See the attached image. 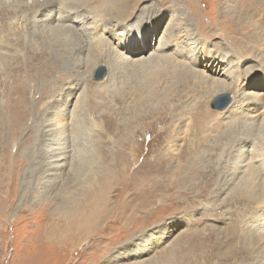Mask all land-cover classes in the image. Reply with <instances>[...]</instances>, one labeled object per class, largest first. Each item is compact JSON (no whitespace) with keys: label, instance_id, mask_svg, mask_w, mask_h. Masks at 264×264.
<instances>
[{"label":"rangeland","instance_id":"1","mask_svg":"<svg viewBox=\"0 0 264 264\" xmlns=\"http://www.w3.org/2000/svg\"><path fill=\"white\" fill-rule=\"evenodd\" d=\"M20 1L0 0V9L15 10ZM115 2L125 9L127 17L119 16L122 22L113 21L111 10ZM88 8L89 5L86 6L88 11L81 12L77 18L63 16L62 9L58 14L49 13V21L53 24L46 27L48 23L43 25V15L27 21L25 11L20 9L13 16L0 13L1 39L4 37L2 30L10 31L15 25L24 32L54 31L62 26L59 21L63 17H68L65 28L73 25L86 38H94L98 31L94 25L97 22L95 15H89L90 11L95 12L93 8L109 20L99 22L98 30L107 27L104 32H110L106 35L108 47L105 46L101 53L88 47L76 55L73 61L76 70L69 77L64 73L67 65L63 63L60 70L57 67L49 75L28 78L26 84L29 87L14 74L9 86L11 92L0 94V168L9 166L8 180L0 181V264H174L164 263L161 260L163 254L177 250L182 255L188 253V248H197L195 264H264V201L258 199L263 194H258L260 190L257 189L244 198L249 192L241 181L243 178L247 183L248 170L237 180L238 174L232 169L243 156L252 159L254 152L258 155L259 148L256 150L255 147H264V142L259 141L254 146L239 139L228 145L229 136L225 135L228 130L234 136V132L245 125L243 122L253 121L256 112L263 111L264 115V0H93L89 8L92 10ZM148 8L151 10L146 13ZM151 23L157 26V32L154 28L150 30ZM176 23L187 26L192 33L190 53L180 50L177 41L173 47L171 45V50L158 51L165 31L172 32ZM113 24L118 27L114 28ZM130 33L136 37L133 41H127ZM7 37L4 39L6 44L15 41L14 36ZM119 44L125 49H118ZM50 52L54 50L50 49ZM0 53L10 52L7 47H0ZM24 53L27 50H19L17 64L23 68L26 65ZM218 54H224L232 61L231 68L234 67L237 74L239 89L206 100L198 93V88L195 90L194 82L189 86L185 83L187 79L183 74L186 70L181 64L195 63L201 76L210 75L208 66ZM115 60L118 65H113ZM0 67H4L3 72L0 71V92H3L10 73L5 66ZM102 67L106 68L107 76L97 81ZM258 73L261 76L249 80ZM49 82L52 85L56 82L57 89L44 96ZM259 88L263 90L259 91ZM255 94L261 98L256 100ZM224 96L231 97L228 106L237 99L240 112L225 115L228 106L221 112L213 109L217 100ZM55 101H60L55 105L58 107L48 112L43 110L44 104L50 107ZM203 103L208 113L207 129L200 135L196 131L195 113L201 111ZM195 105L199 106L194 108ZM17 122H20L21 130L18 137H13ZM57 122L59 127H56ZM40 128L44 130L43 140L38 132ZM57 128H62L67 138L62 168L50 161L49 145L53 144L51 139L58 131L52 130ZM219 134L223 136L218 149L213 152L210 146L220 138ZM203 136L205 144L197 148V138ZM127 140L134 143L133 153L126 147ZM194 147L198 151L196 155L203 157L198 166L203 167V163L211 160V166L220 172L216 176L218 185L209 186L212 190L209 189L208 194L201 195L202 188L210 184L205 179L198 180L201 176H196L194 182L182 184L177 176L174 177L176 167L183 162L177 155ZM5 148L8 149L7 159ZM126 154L130 157L125 160L127 176L143 179L156 166L158 171L154 178L165 186H159L153 200V213L143 217L140 229L111 246L110 242L115 240L111 236L101 237L99 230L83 237L72 232L59 236L58 242L49 239L53 230L56 232L63 226L48 221L63 219L65 224L71 222L76 215L74 207L85 204V194L93 185L89 183L97 184L98 180L104 179L103 172L97 169L100 161H104L109 176L119 179L122 157ZM5 159L9 163H4ZM57 169L59 176L55 174ZM173 180L176 186L171 185ZM195 184L199 185L198 189H192ZM112 185L109 193L103 186L99 187L102 191L94 194L97 197L94 198L107 200L116 189V184ZM254 197L256 200H252ZM140 200L144 202L143 198ZM108 206L114 212L110 201ZM67 208L64 218L60 213ZM195 233L210 234V238L195 239L191 237ZM187 260L183 263L192 264Z\"/></svg>","mask_w":264,"mask_h":264},{"label":"bare ground","instance_id":"2","mask_svg":"<svg viewBox=\"0 0 264 264\" xmlns=\"http://www.w3.org/2000/svg\"><path fill=\"white\" fill-rule=\"evenodd\" d=\"M88 5L90 8V6L93 5V0H22V1H20L19 6L15 10H10V8H6V9L1 8L0 13L2 15H12L13 16L17 13L16 11L20 9V11H22V10L25 11L24 18L26 17L27 21H29V19H31V18L36 19L40 15H43V16H45L44 20L42 21L43 25L45 22L48 23V24H45V27H46V26H51L53 24L52 21H49L50 20L49 19V13L52 14L53 12H55L56 14H58L59 11L62 9L63 16L69 17L70 15H73L74 18H77V17H79V14L81 12L83 13V12L88 11L86 9V6H88ZM93 7H95V6H93ZM89 10H92V8ZM148 10H151V8L146 9V13L148 12ZM93 11H95V12L90 11L89 15H90V17L91 16L94 17V15H95L94 20L96 19L97 22L94 25L97 26V31H98L97 35L94 34V38H86L82 34L83 32L81 33L80 30H77L73 25L65 28L64 23H66L65 20L68 17L67 18L63 17L59 21V23H62V26H64V27L58 25L59 27H57V29L54 31L53 30H50V31L49 30L48 31H45V30L29 31L28 30L27 32H24V31L16 29L17 28L16 25L11 27L12 30L10 29V31H7L5 29L2 30V31H4L3 32L4 37L2 39L0 38V47H2V48L7 47L9 49L10 53H0V65L5 66L7 71L10 73V75H7V76H9L10 80L7 81L5 90L3 92H0V94L7 95V92H11L9 86L11 85L12 80H14V79L11 80V78L13 77L14 74L19 75L20 79L24 80L23 83L26 84L28 78L29 79H31V78L37 79V77L41 78V76L49 75L50 73H53V71L57 67L60 70V68H61L60 64L63 63V64L67 65L66 66L67 69L64 70V73L66 74L67 77H69L76 70V64H74L73 61H75L76 55H78V53L81 50H83V49L85 50L88 47H90L89 49L96 50V51H99V53H101L103 51L102 49L105 48V46H107L109 44L107 42L108 37L106 35L110 34V32L109 31L104 32L105 30H107V27L100 28L98 30V27H99L98 23L103 21V20H108V19H107V17L103 18L102 15H98V13L96 12V10L94 8H93ZM108 11H110V10H108ZM111 11L113 13L112 17H113V19H115L113 21L118 20V21L122 22V19L119 16H123L125 18L127 17V16H125L126 12H125V9L121 3H118V2L113 3V8ZM113 21H110V23ZM12 23H14V22H12ZM76 23H77V21H76ZM89 23H91V21ZM14 24H16V23H14ZM151 26H153V27H150V30L152 28H154V29H156V32H157V26L153 25V23H151ZM113 27L115 28L118 26H114V24H113ZM186 27L187 26H183V24H177L176 23V26L172 27V32L168 33L166 30L163 38L161 39V45H160V47H158V49H159L158 51L171 50V48H170L171 45L173 47L174 41H177L178 47L180 46V48H181L180 50H182V51L184 50V51L190 53V51L192 49V44H190L189 41L193 39V36H192V33L187 30ZM91 30H92V28H91ZM84 33H85V31H84ZM6 36H8L7 38L14 36V38H12V39H14L15 41H9V44H6V40H4ZM135 38L136 37L130 33V34H128L127 41L128 40L133 41ZM166 47H168V48H166ZM117 48L118 49H120V48L125 49V47H123L120 44H119V47H117ZM126 48H128V46H126ZM50 49L54 50V52H50ZM128 49H131V48L129 47ZM19 50H22V51L27 50V53H24V55H25L24 58L26 59L25 68L21 67V65H17L18 62L20 61V57L18 54ZM115 52L117 53V51H115ZM118 53H117V55H118ZM121 55H124V54L121 53ZM173 55H174V53H173ZM125 58H127V57L125 56ZM121 60H123V58ZM125 60H127V59H125ZM141 60H142V58H141ZM115 61L116 62L113 65H118V62H117L118 60H115ZM110 62H111V60H110ZM112 62H114V61H112ZM231 62L232 61L230 59H228L224 54H218L217 56H215L211 59L210 66H208L210 68V70H209L210 75H202V76L200 75V71L196 69L197 67H195L196 66L195 63H193V64H190V62L182 63L181 67L186 70V71H184V74H183L184 79H187L185 81V83L189 86V84L191 82L192 83L194 82L195 86H196L195 90L198 88V93H200L201 97L203 99H206V100L207 99L208 100L213 99L216 95H219V94L237 91V89H239L237 84H236V81L238 82L237 74L233 70L234 67L231 68ZM125 63H126V61H125ZM134 63H136V62H134ZM120 64H121V62H120ZM85 65H87V62ZM12 66L14 68H12ZM3 68L4 67H2V68L0 67L1 72H3L2 71V70H4ZM109 68H110V66H109ZM14 69L16 71H14ZM61 70H63V69H61ZM238 74H240V73H238ZM225 75L226 76L228 75V77H226ZM250 75H252V74H250ZM259 76H261L259 73L257 75L250 76L249 80L256 78V77H259ZM0 77H1V75H0ZM48 81H51V80H48ZM230 81H231V83H229ZM51 83L52 82H49L45 86V92L43 91L44 96H49L52 93V91H56L57 83L55 82V84L53 83V85ZM233 83L235 85H233ZM26 86L29 87L28 84H26ZM20 87H18L19 90L24 92V90ZM11 89H12V87H11ZM262 90L263 89L259 88V91H262ZM63 91L64 90H62L61 92L64 93ZM263 94H262V96H263ZM255 95H256L255 96L256 100L259 99V97L261 98L260 95H257V94H255ZM64 96H66V95H64ZM241 101H244V100H241ZM59 102L60 101L53 102L50 105V107H49V104H44L42 106V108H43V110H47V112H48L51 109L58 107L59 105L58 106H55V105L59 104ZM238 102L239 101L237 99H235L233 104L231 106H228L229 108L228 107L226 108L227 111L225 110L226 111L225 115L226 114L232 115L233 113L236 114V112H238L241 109V107H239V104H237ZM198 106L199 105H195L193 107L197 108ZM205 108H206V105H205V103H203L201 111L197 112V114L194 112L195 113V119H196V128H197L196 131H197V134L199 133L200 135H202L204 132H206V129H207V126L205 124V122H206L205 119L208 117L207 116L208 113L206 112ZM60 116L62 117V115H59V117ZM59 117H58V119H59ZM209 118H210V116H209ZM212 118H214V117H212ZM259 121H261V122L257 123ZM223 122H225V121H223ZM240 122H241V120H240ZM240 122H239V125L241 124ZM218 123H220V122L218 121ZM233 123H232V125H233ZM243 123L245 125L243 127L240 126L242 129L239 131H235L234 136L231 135L232 131L227 130V132H225L226 133L225 135L229 136V138H227V144L228 145L231 143L232 144L235 143L237 140L239 141V139L244 141V142L251 143L254 146L258 145L259 141L264 142V138H262V137H264V115H263V111L261 113H259V111L256 112L253 115V121L252 122H243ZM236 125H237V123H236ZM56 127H59L58 122L56 123ZM20 130H21L20 122L15 123V127H13V132H12L13 137H18ZM56 130H58L56 135L51 139V141H53V144H50L49 145L50 147L48 146L50 153L52 154V155H50V161L53 162V165L56 164L58 168H62L64 166V164L63 165H60V164H62L61 162L63 160H66L63 157L66 155L65 154L66 152H64V151L67 148L65 146V144L67 143V142H65V138H66L65 135L66 134H64L65 132L63 131L62 128H57V129L52 130V131L55 132ZM38 132L40 134V138L43 140L44 130L42 128H40V129H38ZM187 135H188V131H187ZM207 136H209V135H207ZM219 136H220V138H218L216 140V143L213 144L212 146H210L212 149L211 151H213V152L214 151L216 152V150L218 149L220 142H221V137L223 136V134H221V135L219 134ZM206 140H208V139H206ZM197 141H198V147L197 148H200V147L204 146V144H205V137L204 136L201 138L199 137V138H197ZM127 142L128 143L126 144V147H129L128 149L131 150L133 153L135 150L133 141L127 140ZM195 148L196 147H194V149L191 151H185L182 154L180 153L177 155V156H180V158L183 160V162L180 163L178 161L179 165L177 167L175 166L176 171H174L178 175L174 173V177L177 176V179L182 184V183H187V182L189 183V181H191V180L194 182V181H196V179H195L196 176H198V177L201 176L200 179H198V180H204L205 179L206 181H210V184H207L208 189L204 190V188L207 187V185L202 188L201 195L202 194H208L212 190V188L209 186H217L218 185L217 184L218 179H216V176L220 175V172L216 168H213L211 166L210 163H213V161H211V160L209 161V163L206 162L207 164L203 163L202 166L205 165L203 167L198 166L197 163L199 161L203 160V157L199 156V154L196 155L198 153V151ZM255 148H256V150H257V148H259L257 150L258 155H256V153L254 152V154H252V156H254L252 159H250V158L247 159L249 156L248 157L247 156H243V157L241 156L242 158H240V159L242 161L240 160V162L236 164L237 166H233L232 169L236 171L235 172L236 175L238 174V176L236 177L237 180L239 179L240 174L243 175L248 170L247 176L249 178L246 181L247 183L245 184L243 182V181H245L243 178L241 181V183L243 184V187L247 188L246 190H248L247 192H249L247 194V196L244 198L247 199L249 197V195H251V193H255L256 190L258 189V190H260V193H258V194H263V197L258 196V199L261 202V201H264V151H262V150H264V147L263 146L261 147V145L260 146L258 145V147L256 146ZM260 148H262V149H260ZM5 151H6L5 152V158L7 159L8 158V153H7L8 149L5 148ZM56 155H58V156L55 158ZM127 158L130 159V157H128V154H126L125 158L122 157V159H124V160L122 161L121 168L119 169V171H120L119 179H117L116 177L113 178L112 175L109 176V173L107 172L108 170L105 168L106 166L104 164V161L103 160H102V162L100 161V164H99L100 166L99 167L96 166V167L98 170H101L100 173L103 172L104 179L98 180L97 184H94L92 181L89 183L90 185H92V184L93 185L91 187H89V190H90V191H88L89 193L85 194V204L82 207H76V206L74 207L75 211H76V215L73 217L71 222H69L68 224H65V221L63 219H60L58 221H56V219L55 220L52 219V223L50 221H48L50 224H55L59 227L63 226V228H59L56 232L53 230V235L48 236L49 239L54 238L53 240H55V242H58L57 239L59 236L60 237L66 236L67 234H71L72 232L79 233L83 237V236H87L89 233H91L93 231L99 230L98 232L101 234V237L111 236L112 240H115L113 243L110 242L109 246H111L114 243H116V241L123 240L126 237H128L129 235L133 234V232H135V230L140 229V227L143 225V217H149L153 213V200L157 197V193L159 191V186H161L162 184L157 182V179L155 180V178H154V174L157 173V171H158L156 166L154 168H151L150 172L146 175V177H142L143 179L139 180L135 176H127L128 166H127L126 161H125ZM6 159L3 160V162L9 163V162H7ZM44 163L42 164V167H44ZM182 164H184V165H182ZM250 165H251V167H250ZM14 166H15V164H14ZM8 167L9 166H7V164H6V165H2V167L0 168V181H2V182L5 180L6 181L8 180V177H7ZM169 173H170V171H169ZM55 174H57L58 176L60 175V172L58 169L56 170ZM111 174H112V172H111ZM233 175H235V174H233ZM207 176H209V177H207ZM245 179H246V177H245ZM115 180H118V181L116 182ZM112 183L116 184V189L114 190V193H112L111 196L109 195V198H107V200L105 199L106 201L103 199H95L94 198V197H96V196H94V194L98 193V191L100 190L99 187H101V186H103L105 188V190L107 191V193H109L110 188L113 187ZM201 183H199V185H202ZM2 184H4V183H2ZM225 184H227V183L225 182ZM171 185L172 186L177 185L175 183V180H173V183H171ZM196 185L197 184H195L194 187L192 186L193 187L192 189H194V188L198 189L199 185L198 186H196ZM168 186H170V185H168ZM161 188H165V186H161ZM209 189H211V190H209ZM101 191H102V189L99 192H101ZM222 191H223V189H222ZM140 198H143L144 202H143V200H140ZM108 199L114 208V212H111L112 208L110 209L108 206L109 205ZM252 200H256V197H254ZM258 206H259V204H258ZM69 210H71V207H69ZM66 211H68V208L64 211V213H60V215L63 216L64 218H65V212ZM262 226H263L262 234H264V222L262 223ZM204 233L203 234H196L195 233L191 237H194L195 239L198 237V238H202L204 240L208 237L210 238V236H208L210 234L205 235L206 233L205 234ZM194 238H193V240H195ZM77 240L81 241L82 239H80V240L77 239ZM130 243H133V242H130ZM187 251H188V253L183 252V254L181 255L180 251L173 250V251H171V254H167V253L163 254L161 260L164 263H167L168 261H170L171 263L174 262V264H184L183 262L188 259L187 261L191 260L192 264H195L194 260L196 258L195 253L197 252V248H188ZM191 251H192V253H191ZM179 254L181 256H179ZM194 255H195V257H194Z\"/></svg>","mask_w":264,"mask_h":264},{"label":"water","instance_id":"3","mask_svg":"<svg viewBox=\"0 0 264 264\" xmlns=\"http://www.w3.org/2000/svg\"><path fill=\"white\" fill-rule=\"evenodd\" d=\"M107 76V70L105 67H102L99 75L97 77V81L103 80ZM226 99V100H225ZM231 103V97L230 96H224L217 100L215 107L213 109L222 111L224 110L229 104Z\"/></svg>","mask_w":264,"mask_h":264}]
</instances>
